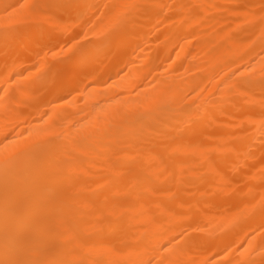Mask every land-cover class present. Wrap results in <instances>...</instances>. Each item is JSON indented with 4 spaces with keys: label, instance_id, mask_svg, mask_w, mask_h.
<instances>
[{
    "label": "bare ground",
    "instance_id": "bare-ground-1",
    "mask_svg": "<svg viewBox=\"0 0 264 264\" xmlns=\"http://www.w3.org/2000/svg\"><path fill=\"white\" fill-rule=\"evenodd\" d=\"M0 264H264V0H0Z\"/></svg>",
    "mask_w": 264,
    "mask_h": 264
}]
</instances>
